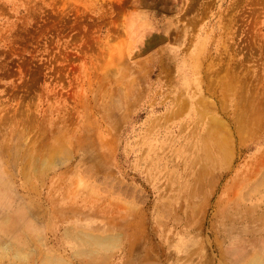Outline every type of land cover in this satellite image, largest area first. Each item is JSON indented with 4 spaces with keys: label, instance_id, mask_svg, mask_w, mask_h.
I'll return each mask as SVG.
<instances>
[{
    "label": "rangeland",
    "instance_id": "374dc122",
    "mask_svg": "<svg viewBox=\"0 0 264 264\" xmlns=\"http://www.w3.org/2000/svg\"><path fill=\"white\" fill-rule=\"evenodd\" d=\"M263 126L264 0H0V264H264Z\"/></svg>",
    "mask_w": 264,
    "mask_h": 264
},
{
    "label": "bare ground",
    "instance_id": "6f19581e",
    "mask_svg": "<svg viewBox=\"0 0 264 264\" xmlns=\"http://www.w3.org/2000/svg\"><path fill=\"white\" fill-rule=\"evenodd\" d=\"M196 64H197V63H196ZM197 67H198V66H197ZM196 70H197V69H196ZM198 71H199V70H198ZM182 77H183V76H182ZM208 84H209V83H208ZM230 84H231V83H229V84H225V81H223V80L220 79V81L217 83L216 86H214V87H210V88H209V93L212 94V95H214L215 97H218V98H220L221 100H223V99H224V96H225L226 94H229V95L232 94L233 87H232ZM178 85H179V84H178ZM208 86H209V85H208ZM193 89H194V88H193ZM183 90H184V89H183ZM186 90H187V89H186ZM131 91H133V90L131 89ZM187 91H188V90H187ZM195 91H196V90H195ZM174 93H175V92H174ZM104 94H105V93H104ZM128 94H130V92H129ZM180 94H181V93H180ZM105 96H106V95H105ZM111 96H112V94H111ZM130 96H131V95H130ZM126 97H129V96H126ZM169 97H170V96H169ZM180 97H181V96H180ZM183 97H184V95H183ZM194 97H195V96H194ZM102 98H103V97H102ZM170 98H171V97H170ZM184 98H185V97H184ZM225 98H226V97H225ZM188 99H189V98H188ZM104 100H105V99H104ZM172 101H174V100H172ZM188 101H189V100H188ZM191 101H192V100H191ZM223 101H224V100H223ZM121 102L123 103V100H122V101L120 100L119 103H121ZM119 103H118V104H119ZM110 104H111V103H110ZM112 104H114V103H112ZM125 104H126V103H125ZM178 104H179V103H178ZM180 104H181V103H180ZM180 104H179V106H180ZM189 105H190V104H189ZM221 105H222V104H221ZM172 106H173V105H172ZM179 106H178V107H179ZM196 106H197V105H196ZM125 107H126V106H125ZM148 107H149V106H148ZM167 108H168V107H167ZM226 108H227V107H226ZM250 108H251V107H250ZM124 109H125V108H124ZM150 109H151V108H150ZM195 109H196V108H195ZM251 109H253V108H251ZM260 109H261V107H260ZM168 110H169V109H168ZM176 110H177V109H176ZM179 111H180V110H179ZM187 111H188V109H187ZM187 111H186V113H188ZM252 111H255V109H253ZM168 112H169V111H168ZM172 112H173V111H172ZM194 112H195V111H194ZM231 112H232V111H231ZM111 113H112V112H111ZM122 113H123V112H122ZM184 113H185V112H184ZM186 113H185V114H186ZM196 113H197V112H196ZM196 113H194V114H196ZM199 113H200V110H199ZM199 113H198V114H199ZM234 113H235V111H234ZM234 113H233V114H234ZM252 113H253V112H252ZM254 113H255L254 116H253L254 119H258V118L261 117V116H259L258 112H254ZM202 114H203V113H202ZM237 114H238V113H235V115H237ZM242 115H243V114H241V116H242ZM199 116H200V115H199ZM110 117H111V116H110ZM115 117H116V116H115ZM189 117H190V116H189ZM193 117H194V116H193ZM197 117H198V116H197ZM197 117H195V118H197ZM200 117H201V116H200ZM229 117H230V116H229ZM103 118H104V117H103ZM261 118H263V117H261ZM153 119H154V118H153ZM190 119H191V118H190ZM198 119H199V118H198ZM232 119H233V118H232ZM243 119H244V118H243ZM247 119H248V118H247ZM196 120H197V119H196ZM236 120H237V118H235V121H236ZM153 121H154V120H153ZM162 121H163V120H162ZM189 121H190V120H189ZM254 121H255V120H254ZM194 122H195V121H194ZM198 122H199V120H198ZM237 122H238V121H237ZM246 122H247V121H246ZM262 122H263V121H262ZM150 123H151V122H150ZM153 123H154V122H153ZM157 123H158V122H157ZM157 123H156V125H157ZM181 123H182V122H181ZM252 123H253V122H252ZM151 124H152V123H151ZM182 124H183V123H182ZM192 124H193V123H192ZM156 125H155V126H156ZM162 125H163V124H162ZM107 126H108V125H107ZM240 126H241V125H240ZM242 126H243V125H242ZM242 126H241V127H242ZM251 126H252V125H251ZM261 126H262V125H261ZM108 127H109V126H108ZM110 127H111V126H110ZM128 127L130 128L131 126H128ZM184 127H185V126H184ZM236 127H237V126H236ZM256 127H257V126H256ZM263 127H264V126H263ZM122 128H123V127H122ZM131 128H132V127H131ZM157 128H158V127H157ZM195 128H196V127H195ZM251 128H252V127H251ZM257 128H258V127H257ZM105 129H106V128H105ZM126 129H127V128H126ZM150 129H151V128H150ZM158 129H159V128H158ZM164 129H165V128H164ZM183 129H184V128H183ZM208 129H210V128H208ZM211 129H212V128H211ZM211 129H210V130H211ZM106 130H107V129H106ZM110 130H111V129H110ZM120 130H122V129H120ZM162 130H163V129H162ZM239 130H240V129H239ZM112 131H113V130H112ZM132 131H133V130H132ZM169 131H170V129H169ZM169 131H168V132H169ZM193 131H194V130H193ZM206 131H207V130H206ZM240 131H241V130H240ZM122 133H123V132H122ZM150 133H151V132H150ZM192 133H193V132H192ZM207 133H208V132H207ZM211 133H212V132H211ZM213 133H214V132H213ZM127 134H128V133H127ZM134 134H135V133H134ZM147 134H148V133H147ZM155 134H156V133H155ZM183 134H184V133H183ZM208 134H209V133H208ZM111 135H112V134H111ZM118 135H119V134H118ZM123 135H124V134H123ZM125 135H126V134H125ZM144 135H145V133H144ZM211 135H212V134H211ZM216 135H217V134H216ZM140 136H141V135H140ZM167 136H169V135H167ZM178 136H179V135H178ZM261 137H262V136H261ZM110 138H111V137H110ZM127 138H128V137H127ZM142 138H144V137H142ZM162 138H163V137H162ZM193 138H194V137H193ZM156 139H157V138H156ZM127 140H128V139H127ZM136 140H137V139H136ZM161 140H162V139H161ZM191 140H192V139H191ZM115 141H116V140H115ZM163 141H164V140H163ZM178 141H179V140H178ZM202 141H203V140H201V142H202ZM159 142H160V141H159ZM254 142L257 143V141H254ZM152 143H153V142H152ZM162 143H163V142H162ZM192 143H193V141H192ZM60 144H61V143H60ZM57 145H58V144H57ZM118 145H119V144H118ZM131 145H132V144H131ZM152 145H153V144H152ZM160 145H161V144H160ZM189 145H190V144H189ZM122 146H123V145H122ZM136 146H137V145H136ZM158 146H159V145H158ZM207 146H208V145H207ZM209 146H210V145H209ZM55 147H56V146H54V148H55ZM108 147H109V146H108ZM126 147H127V146H126ZM131 147H132V146H131ZM165 147H166V146H165ZM200 147H201V146H200ZM56 148H57V147H56ZM159 148H160V147H159ZM174 148H175V147H174ZM189 148H190V147H189ZM165 149H166V148H165ZM165 149H163V150H165ZM169 149H170V148H169ZM186 149H188V147H187ZM190 149H191V148H190ZM190 149H189V150H190ZM201 149H202V148H201ZM206 149H207V148H206ZM206 149H205V150H206ZM209 149H210V148H209ZM261 149H262V148H261ZM54 150H55V149H54ZM129 150H130V149H129ZM152 150H153V148H152ZM154 150L156 151V149H154ZM196 150H197V149H196ZM258 150H259V149H258ZM146 151H147V150H146ZM146 151H145V152H146ZM192 151H193V150H192ZM207 151H208V149H207ZM138 152H139V151H138ZM153 152H154V151H153ZM169 152H170V151H169ZM195 152H196V151H195ZM201 152H202V151H201ZM159 153H160V152H159ZM161 153H162V152H161ZM172 153H173V152H172ZM189 153H190V152H189ZM166 154H167V153H166ZM202 154H203V153H202ZM206 154H207V153H206ZM209 154H210V153H209ZM154 155H155V154H154ZM159 155H161V154H159ZM170 155H171V154H170ZM184 155H185V154H184ZM207 155H208V154H207ZM178 156H179V155H177V157H178ZM208 156H209V155H208ZM162 157H164L163 154H162ZM183 157H184V156H183ZM209 157H210V156H209ZM209 157H208V158H209ZM50 158H51V157H50ZM50 158H49V159H50ZM144 158H145V157H144ZM147 158H148V157H147ZM181 158H182V157H181ZM197 158H199V157H197ZM210 158H211V157H210ZM151 159H152V158H151ZM147 160H148V159H147ZM153 160H154V159H153ZM173 160H174V158H173ZM148 161H150V160H148ZM156 161H157V160H156ZM168 161H170V160H168ZM168 161H167V162H168ZM180 161H181V160H180ZM164 162H165V161H164ZM175 162H176V161H175ZM181 162H182V161H181ZM189 162H190V161H189ZM154 163H156V162H154ZM168 163H169V162H168ZM172 163H173V162H172ZM179 163H180V162H179ZM197 163H198V162H197ZM33 164H34V162H33ZM195 164H196V163H195ZM205 164H206V163H205ZM168 165H169V164H168ZM172 165H173V164H172ZM180 165H181V164H180ZM263 165H264V164H263ZM263 165L261 166V164H260V168H262ZM33 166H34V165H33ZM151 166H152V165H151ZM157 166H158V164H157ZM161 166H162V165H161ZM173 166H177V165L175 164V165H173ZM32 168H33V167H32ZM150 168H151V167H150ZM155 168H156V167H155ZM172 168H173V167H172ZM175 168H176V167H175ZM198 168H199V167H198ZM151 169H152V168H151ZM176 169H177V168H176ZM205 169H206V168H205ZM205 169H204V170H205ZM207 169H208V168H207ZM36 170H37V169H36ZM157 170H158V168H157ZM201 170H202V169H201ZM204 170H202V171H204ZM205 171H206V170H205ZM260 171H261V170H260ZM36 172H37V171H36ZM174 172H175V171H174ZM174 172H173V173H174ZM190 172H191V171H190ZM262 172H263V171H262ZM157 173H159V172H157ZM37 174H38V173H37ZM37 174H36V175H37ZM150 174H151V172H150ZM189 174H190V173H189ZM210 174H211V173H210ZM215 174H216V173H215ZM215 174H214V175H215ZM256 174H257V173H256ZM38 175H39V174H38ZM151 175H152V174H151ZM151 175H150V176H151ZM176 175H177V174H175V176H176ZM182 175H183V174H182ZM216 175H217V174H216ZM216 175H215V176H216ZM263 175H264V174H263ZM169 176H170V175H169ZM197 176H198V174H197ZM145 177H146V176H145ZM200 177H201V176H200ZM200 177H199V179H200ZM197 178H198V177H197ZM257 178H258V177H257ZM195 179H196V178H195ZM209 179H210V178H209ZM164 180H165V179H164ZM218 180H219V179H218ZM259 180H260V179H259ZM196 181H197V180H196ZM202 181H203V180H202ZM158 182H159V181H158ZM193 182H194V181H193ZM197 182H200V181H197ZM216 182H217V181H216ZM257 182H258V180H257ZM263 182H264V181H263ZM116 184H117V183H116ZM118 184H119V183H118ZM159 184H160V183H159ZM185 184H186V183H185ZM194 184H195V183H194ZM194 184H193V185H194ZM204 184H205V182H204ZM217 184H218V182H217ZM205 185H206V184H205ZM208 185L210 186V184H208ZM259 185H260V184H259ZM262 185H263V184H262ZM128 186H129V185H128ZM156 186H157V185H156ZM168 186H169V185H168ZM197 186H198V185H197ZM112 187H113V186H112ZM116 187H118V186H116ZM116 187H115V188H116ZM153 187H154V186H153ZM201 187H202V186H201ZM124 188H126V185H125ZM132 188H133V187H131V190H132ZM134 188H135V187H134ZM156 188H157V187H156ZM167 188H168V187H167ZM194 188H195V185H194ZM199 188H200V186H199ZM97 189H98V188H97ZM103 189H104V188H103ZM128 189H129V188H128ZM128 189H126V190H128ZM135 189H136V188H135ZM215 189H216V188H215ZM88 190H89V189H88ZM123 190H124V189H123ZM126 190H125V192H126ZM129 190H130V189H129ZM166 190H167V189H166ZM189 190H190V189H189ZM202 190H203V189H202ZM135 191H136V190H135ZM261 191H262V189H261ZM129 192H130V191H129ZM190 192H191V191H190ZM192 192H193V191H192ZM123 193H124V192H122V194H123ZM127 193H128V191H127ZM131 193H132V192H131ZM195 193H196V192H195ZM128 194H129V193H128ZM133 194H134V193H133ZM135 194H137V192H136ZM141 194H142V193H141ZM141 194H140V195H141ZM179 195H180V194H179ZM190 195H191V194H190ZM126 196H128V195H126ZM131 196H132V195H131ZM131 196H130V197H131ZM128 197H129V196H128ZM130 197H129V198H130ZM138 198H140V196H139ZM188 199H189V198H188ZM142 200H143V199H142ZM243 200H246V199H243ZM247 200H248V199H247ZM249 200H250V199H249ZM144 201H145V200H144ZM155 201H156V200H155ZM162 201H163V200H162ZM164 201H165V200H164ZM188 201H189V200H188ZM159 202H160V201H159ZM238 202H239V201H238ZM157 204H158V203H157ZM165 204H166V203H165ZM237 204H238V203H237ZM162 205H163V204H162ZM248 205H249V204H248ZM151 206H152V205H151ZM153 206H154V205H153ZM153 206H152V207H153ZM155 206H156V205H155ZM164 206H165V205H164ZM239 206H240V205H239ZM245 206H246V205H245ZM249 206H250V205H249ZM158 208H159V207H158ZM163 208H164V207H163ZM166 208H168V207L166 206ZM247 208H248V206H247ZM161 209H162V208H161ZM157 210H158V209H157ZM249 210H250V209H249ZM154 211H155V210H154ZM160 211H161V210H160ZM160 211H159V212H160ZM161 212H162V211H161ZM161 212H160V213H161ZM156 213H157V212H156ZM144 215H145V214H144ZM159 215H162V214H159ZM170 215H171V214H170ZM186 215H187V213H186ZM156 216H157V215H156ZM163 216H164V215H163ZM163 216H162V217H163ZM174 216H176V215L174 214L172 217H174ZM169 217H170V216H169ZM169 217H166V218H169ZM164 218H165V217H164ZM176 218H177V217H176ZM176 218H175V219H176ZM180 218H181V217H179V221L181 220ZM143 219H144V218H143ZM157 219H158V218H157ZM149 221H150V220H149ZM158 221H160V220H158ZM177 222H178V220H177ZM144 224H145V222H144ZM178 224H179V223H178ZM141 225H142V223H141ZM137 226H138V225H137ZM145 226H146V225H145ZM187 226H188V225H187ZM187 226H186V227H187ZM188 228H189V227H188ZM143 230H144V229H143ZM187 232H188V231H187ZM131 233H132V232H131ZM145 234H146V233H145ZM131 235H132V234H131ZM174 235H175V234H174ZM147 236H148V234H147ZM132 237H133V236H132ZM144 237H145V235H144ZM173 238H174V237H173ZM95 240H96V239H95ZM172 240H173V239H172ZM182 240H183V239H182ZM186 240H187V239H186ZM85 241H86V240H85ZM96 241H97V240H96ZM146 241H147V240H146ZM175 241H176V240H175ZM175 241H174V243H175ZM133 242H134V241H133ZM133 242H132V243H133ZM148 242H149V241H148ZM88 243H89V242H87V245H88ZM132 243H131V244H132ZM150 243H151V242H150ZM148 244H149V243H148ZM181 244H183V243H181ZM181 244H180V245H181ZM93 245H94V244H93ZM93 245H92V246H93ZM146 245H147V244H146ZM191 245H192V244H191ZM88 246H89V245H88ZM127 246H128V245H127ZM147 246H148V245H147ZM153 246H154V245H153ZM153 246H152V247H153ZM176 246H177V245H176ZM176 246H175V247H176ZM94 247H95V245H94ZM96 247H98V246L96 245ZM124 247H125V245H124ZM131 247H132V246H131ZM144 247H145V246H144ZM150 247H151V246H150ZM152 247H151V249L154 250V249H153L154 247H153V248H152ZM180 247H181V246H180ZM135 249H136V248H135ZM175 249H176V248H175ZM129 250H131V249H129ZM144 252H145V251H144ZM129 253H130V252H129ZM163 253H165V252H163ZM168 253H169V252H168ZM143 254H144V253H143ZM148 255H149V254H148ZM170 255H171V254H170ZM188 255H189V254H188ZM161 256H162V254H161ZM183 256H184V255H183ZM162 257H164V256H162ZM177 258H178V256H177ZM180 258H181V257H180ZM180 258H179V259H180ZM182 258H183V257H182ZM188 258H190V257H188ZM139 259H140V258H138V260H139ZM140 260H142V259H140ZM177 260H178V259H177ZM163 261H165V258H164ZM163 261H162V262H163ZM182 261H183V260H182ZM126 262H127V261H126ZM171 262H172V261H171ZM177 262H178V261H177ZM180 262H181V261H180ZM161 264H162V263H161ZM169 264H170V263H169ZM172 264H173V263H172ZM178 264H179V263H178Z\"/></svg>",
    "mask_w": 264,
    "mask_h": 264
}]
</instances>
